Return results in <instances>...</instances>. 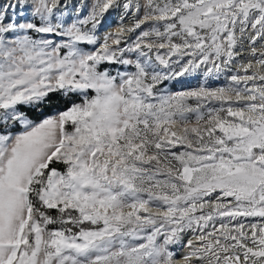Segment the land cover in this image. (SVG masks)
I'll return each instance as SVG.
<instances>
[{
  "label": "snow or ice",
  "instance_id": "1",
  "mask_svg": "<svg viewBox=\"0 0 264 264\" xmlns=\"http://www.w3.org/2000/svg\"><path fill=\"white\" fill-rule=\"evenodd\" d=\"M113 9L135 23L99 36ZM245 38L259 59L233 71ZM257 41L264 0H0V264H264ZM54 95V116L21 110Z\"/></svg>",
  "mask_w": 264,
  "mask_h": 264
},
{
  "label": "rangeland",
  "instance_id": "2",
  "mask_svg": "<svg viewBox=\"0 0 264 264\" xmlns=\"http://www.w3.org/2000/svg\"><path fill=\"white\" fill-rule=\"evenodd\" d=\"M89 1H90L89 3L91 4L92 3V0H89ZM105 29H102V26H101L97 34L99 36H101L100 33L102 31L105 34H107L110 31V29H108V28L106 30ZM139 32H140L139 29L136 32H129L128 36L125 37L126 42L127 43H131L132 41H134L135 40V37L137 35H139ZM241 44H242V47L241 48H238V51L241 52V55L234 60V62H233V71L235 69H239L238 65H241V64L245 65V64H247L249 62H252L253 65L255 66L256 61L259 59V56H255L254 57V56H251L249 54L250 48L253 47V45L249 42V40L247 38L243 39L242 42H241ZM121 46H124V44H122ZM254 46L258 50H260L262 47H264V41H257V43ZM84 47L86 49H88V50H91V48H92V46H90V45H84ZM127 58H129V59H135V54L134 53H129V54H127ZM104 66L105 67H108L107 64H105ZM110 68L112 69L113 74H115V71L117 69H119L122 72L123 71H127V72L135 71L134 67H131V66L116 65V67L114 66V67H110ZM233 71H229V72L225 73L224 75H221V76L216 77V78H214V77H208L207 78V83L209 85H211L212 87H221V86H224L228 82V78L230 77V75L233 74ZM198 72L200 73V75H198L197 76V79H195L193 81H189V82H187V83L184 84V83L181 82V81L184 80L183 78L176 77V78L171 79V80L163 81L160 85H158V88L161 89L164 94L176 93V92H180V91H186V90H191V89L197 88L201 84L205 83V79H206L204 77V75H203V68L200 69ZM185 75H188V74H185ZM189 78H190V76H189ZM171 83H173L174 86H171ZM57 113L58 112H54L53 114H50V115H47V116L42 117L40 120H33V121L40 122L42 119L47 118L49 116H54ZM189 118L192 119V120H194L195 119V116L194 115H190ZM16 126L13 127V131L22 130V127H23L22 125H18V126H20V128L17 129V130H16ZM172 250L176 253V257H179V256H181L180 251L188 252L189 251V248L187 247V244L184 245V246H182V247H179V248H176V245H175V246L172 247Z\"/></svg>",
  "mask_w": 264,
  "mask_h": 264
},
{
  "label": "bare ground",
  "instance_id": "3",
  "mask_svg": "<svg viewBox=\"0 0 264 264\" xmlns=\"http://www.w3.org/2000/svg\"><path fill=\"white\" fill-rule=\"evenodd\" d=\"M71 2L72 3H77L78 0H71ZM86 2L88 4H90L89 0H86ZM84 14H86V12ZM121 15H122V9L109 10V12L105 14L104 22H103V25H102V29H105V28L106 29L107 28L110 29L112 27L109 32H113V31H115L116 29H118L121 26V23H123L126 27H131L135 23L136 17H134L132 14H129L128 16L124 17L122 22H121V19H120ZM73 18H75V17H73ZM128 33L126 34V36H128ZM100 35L103 36V35H105V33H103V31H102L100 33ZM242 65L243 64L238 65L239 69L242 68ZM198 75H200V73L196 72V73H192L190 75V78H189V75H184L182 78L185 79V80L193 81V80L197 79ZM198 234H199L198 232L187 231L184 234L183 238H182V242L179 245H176V248H179V247H182V246L186 245L189 240L195 241L197 239ZM180 253H181V256L175 257L178 260L181 259L183 257V255L186 254L187 252L180 251Z\"/></svg>",
  "mask_w": 264,
  "mask_h": 264
},
{
  "label": "trees",
  "instance_id": "4",
  "mask_svg": "<svg viewBox=\"0 0 264 264\" xmlns=\"http://www.w3.org/2000/svg\"><path fill=\"white\" fill-rule=\"evenodd\" d=\"M108 67H116L115 64H107ZM171 86H174L173 83H171ZM73 99H77L73 97ZM68 106V102L61 98L58 95H54L51 97L49 101H46L45 103L39 105L38 107L33 106H23L22 111H24L28 117L31 120H40L42 117L53 114L54 112H59L65 110V108ZM20 126H16V130L19 129Z\"/></svg>",
  "mask_w": 264,
  "mask_h": 264
},
{
  "label": "water",
  "instance_id": "5",
  "mask_svg": "<svg viewBox=\"0 0 264 264\" xmlns=\"http://www.w3.org/2000/svg\"><path fill=\"white\" fill-rule=\"evenodd\" d=\"M189 76H190V74H189ZM189 81V80H188Z\"/></svg>",
  "mask_w": 264,
  "mask_h": 264
}]
</instances>
